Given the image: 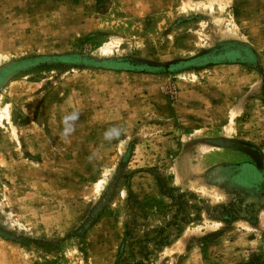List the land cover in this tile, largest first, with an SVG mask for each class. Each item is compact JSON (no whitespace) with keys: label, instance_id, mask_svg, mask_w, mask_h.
I'll list each match as a JSON object with an SVG mask.
<instances>
[{"label":"rangeland","instance_id":"374dc122","mask_svg":"<svg viewBox=\"0 0 264 264\" xmlns=\"http://www.w3.org/2000/svg\"><path fill=\"white\" fill-rule=\"evenodd\" d=\"M0 264H264V0H0Z\"/></svg>","mask_w":264,"mask_h":264},{"label":"clouds","instance_id":"9594fccd","mask_svg":"<svg viewBox=\"0 0 264 264\" xmlns=\"http://www.w3.org/2000/svg\"><path fill=\"white\" fill-rule=\"evenodd\" d=\"M79 119V113L73 112L67 116L64 117V125L63 131L61 132V137L67 141L68 137L71 135V133L75 130L74 129V123ZM121 130L119 128H111L107 130L104 134V137L106 140L111 141L113 139H116L120 136Z\"/></svg>","mask_w":264,"mask_h":264},{"label":"trees","instance_id":"16d2710c","mask_svg":"<svg viewBox=\"0 0 264 264\" xmlns=\"http://www.w3.org/2000/svg\"><path fill=\"white\" fill-rule=\"evenodd\" d=\"M242 61V62H245V61H247V60H244V59H238V58H236V59H234L233 61Z\"/></svg>","mask_w":264,"mask_h":264},{"label":"crops","instance_id":"0c3cea01","mask_svg":"<svg viewBox=\"0 0 264 264\" xmlns=\"http://www.w3.org/2000/svg\"><path fill=\"white\" fill-rule=\"evenodd\" d=\"M260 150L262 151V149L260 148ZM263 152V151H262Z\"/></svg>","mask_w":264,"mask_h":264}]
</instances>
